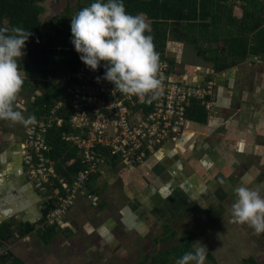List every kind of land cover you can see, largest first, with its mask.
<instances>
[{"label":"crops","instance_id":"obj_1","mask_svg":"<svg viewBox=\"0 0 264 264\" xmlns=\"http://www.w3.org/2000/svg\"><path fill=\"white\" fill-rule=\"evenodd\" d=\"M43 5L41 29L52 34L54 21L66 4L58 14L46 18V4ZM239 13V10L235 12L237 16ZM171 41L167 42L166 56L174 61L176 78L196 83L214 74L213 65L198 57L197 52L195 57L202 62L192 59L184 63L172 49L173 44L181 43ZM84 67L83 63L80 70ZM214 81L217 104L206 123L189 122L186 135L167 143L143 168L129 170L123 164L114 167L105 159L90 185L92 192L88 188L84 190L57 235L70 238L78 234L86 238L87 244L92 243L91 249L100 252L109 249L115 253L118 246L124 247L121 233L116 230L119 227L126 237L145 242L146 236L154 235L153 224H160L164 237L155 233L154 239L147 240L151 245L160 243V239L167 241L169 236L178 242L189 233L195 239L198 222L208 219L216 224L221 206L235 201L237 187L242 183L251 187L263 184L264 179L260 178L264 171L260 169H264V60L250 56L243 63L216 73ZM18 101L20 108L28 106L22 97L18 96ZM28 109L25 118L31 116ZM25 128L21 125L15 132L7 120H0V226L5 222L14 226L39 224L43 217L45 201L23 164ZM255 157L259 159L258 165ZM111 188L121 195L118 198L125 205L118 216H110L109 201L100 198ZM183 202H188L189 208L181 207ZM173 232L177 237H172ZM30 237L41 240L38 234L20 240ZM20 240L11 242V250ZM12 251L23 262L33 264L30 259L24 260L21 252Z\"/></svg>","mask_w":264,"mask_h":264},{"label":"trees","instance_id":"obj_2","mask_svg":"<svg viewBox=\"0 0 264 264\" xmlns=\"http://www.w3.org/2000/svg\"><path fill=\"white\" fill-rule=\"evenodd\" d=\"M46 1L0 0V27L17 26L32 33L26 41L24 49L26 55L19 65L20 71L25 73L22 88L34 95L33 98L29 97L28 114L35 116L36 120L46 116L56 105L58 97L66 93V85L56 81V78L80 70L83 62L71 43V19L78 11L96 2L65 0L64 10L54 21V33L48 34L41 29V15L45 11L43 4ZM102 2L106 3L107 0ZM123 3L127 13L143 14L150 24L151 32L146 35L153 37L155 51L161 61H169L173 66L174 61L166 56L168 40L195 45L198 50L197 56L213 65L214 74L207 75L205 81H214L216 73L231 69L250 56L256 55L264 60V0H123ZM236 10L241 11V16L235 14ZM222 38L226 45L225 49L198 45L205 40L216 43ZM105 63L101 61L96 71H92L86 65L84 70L88 74L104 75ZM37 91H40L39 95L36 94ZM18 102L17 99L15 108L20 111ZM209 115L210 111L200 100H194L188 108L187 117L191 121L203 124L208 121ZM63 131H69L66 124L65 127L57 125L51 127L47 135L52 146L50 156L57 161L59 174L72 181L86 168V164L79 150L62 137ZM106 159L114 167L122 164L117 154L107 153ZM95 177L96 175L91 177L87 183L88 191ZM52 207L53 201L45 202L41 222L47 219ZM37 225L38 223H22L14 226L12 222H5L0 226V250L7 242L34 234H38L41 241L47 245L58 234L55 226H49L42 231L37 229ZM171 235L177 237L176 232ZM180 239L172 247L161 251L160 255L151 257L152 264H170L176 262L184 253L194 250L193 233ZM207 258L213 259L210 253H207ZM149 260L150 256L146 255L143 262ZM0 264L27 263L13 253L6 252L0 255ZM243 264H256V260L250 256Z\"/></svg>","mask_w":264,"mask_h":264},{"label":"built area","instance_id":"obj_3","mask_svg":"<svg viewBox=\"0 0 264 264\" xmlns=\"http://www.w3.org/2000/svg\"><path fill=\"white\" fill-rule=\"evenodd\" d=\"M163 95L151 104L136 96L116 92L114 84L97 76L76 72L64 77L73 83L67 90L70 105L59 102L49 113L25 128L23 164L30 181L45 202L53 201L47 219L38 230L49 226L62 228L91 177L100 171L107 153L117 154L126 169L143 168L156 153L172 141L181 140L191 120L188 108L194 100L202 101L212 112L216 102L215 81L189 82L175 79L168 61H161ZM67 117V119H66ZM69 127L62 137L79 150L86 168L72 181L62 177L57 161L50 154L47 135L52 126Z\"/></svg>","mask_w":264,"mask_h":264},{"label":"clouds","instance_id":"obj_4","mask_svg":"<svg viewBox=\"0 0 264 264\" xmlns=\"http://www.w3.org/2000/svg\"><path fill=\"white\" fill-rule=\"evenodd\" d=\"M150 24L143 14L127 13L123 0H96L71 19V43L81 61L96 71L106 62L105 74L97 77L114 84L116 92L136 96L151 104L163 95V75L159 54L155 51ZM32 33L22 27H0V120L25 126L36 122L16 110L24 78L19 62L26 55V41ZM232 222L247 224L259 235L264 233V189L241 184L235 189ZM207 248L194 247L175 264H205Z\"/></svg>","mask_w":264,"mask_h":264},{"label":"rangeland","instance_id":"obj_5","mask_svg":"<svg viewBox=\"0 0 264 264\" xmlns=\"http://www.w3.org/2000/svg\"><path fill=\"white\" fill-rule=\"evenodd\" d=\"M45 4L47 11L45 15L46 18L53 17L54 15L58 14L64 8L66 2L47 0ZM239 14L241 16V13ZM226 34L227 30L225 29L224 35ZM173 41L179 42L177 40ZM180 43L181 44L170 45L173 46L172 49L183 59L184 63H190L192 59H197L202 62L200 59L195 57V54L198 51L195 45L188 42ZM200 44L203 46H207L208 48L217 47L225 49L226 47L223 38L216 43H211L209 40H205L198 45ZM21 74L24 78V73L21 72ZM175 79L180 81L184 80L183 78L178 79L176 77ZM56 81L62 83L63 77H61L60 75V77L56 78ZM37 92L36 94L39 95L40 91L39 93ZM33 96L34 95H32L29 91L25 92L24 89L19 94V97H22L23 102H26V104L30 102L29 97ZM27 107L28 106L19 108L25 117L27 116ZM8 123L12 128L16 129L15 132L19 131V128L21 127V125H23L18 123L14 124L10 121H8ZM252 162L254 163V161ZM258 163V157H255V164L258 165ZM260 171H264V169H260ZM261 179H264V174L262 178H260V180ZM257 180L259 181V177L257 178ZM261 185L256 187H264V183ZM120 196L121 195L115 194V190L113 188H111V190H108L107 192L102 193V197L100 198H105L107 201H109L108 203H110V216L113 214H116V216H118L119 212L123 211L125 205H123V201L121 202L119 200L118 197ZM216 204L217 203H214V205ZM180 206L189 208V203L183 202L180 204ZM231 206V203H224L223 206H221L220 216L217 217V220L219 221H217L214 225L212 224L211 220L208 219H203L198 222L196 226L197 236L194 240V247H198L200 246V244H203L208 249L207 253H210L213 259L209 260L206 257L205 264H243L244 260L248 259L250 256H253L255 258L256 264H264V233L257 235L247 224L241 225L233 223ZM196 209H198V206L196 207ZM96 210L97 212L100 211V209L98 208H96ZM153 227L154 235L156 233V236H160V238H163L164 236L161 235V225L153 224ZM116 230L117 232L121 233L119 236L124 243V247H122V249V244L121 246H118L119 250L117 253L109 249L108 251L105 250L102 252L97 251V249L93 250L90 248L92 246V243L87 244L85 241L86 238L83 236L78 237V234L71 236L70 238H67L63 234L57 235L47 245L44 244L41 240H38V238L36 237H30L26 240H20L18 243H16L15 245L13 244V246L11 247L15 252H21V257L24 258V260L27 261L28 259H30L33 264H152L151 257L160 255V252L162 250H165L177 243L176 238L170 239V237L169 239H167V241H163L162 239H160V243L151 245L150 243H148V241L154 239V235H148L146 236L145 242H140L138 239H135V237L133 238V236L132 239L128 236L126 237L121 231L120 227L116 228ZM11 242H7L5 244V246L0 250V255L5 254L6 252L13 253V251L9 247L12 244ZM146 255L150 256V260L144 263L143 260L145 259ZM170 264H175V262H171Z\"/></svg>","mask_w":264,"mask_h":264},{"label":"bare ground","instance_id":"obj_6","mask_svg":"<svg viewBox=\"0 0 264 264\" xmlns=\"http://www.w3.org/2000/svg\"><path fill=\"white\" fill-rule=\"evenodd\" d=\"M169 62V61H168ZM171 67L173 68V66L171 65ZM174 69V68H173ZM80 73L86 75V76H97V74H88L85 72V70H80ZM104 76V75H103ZM62 83L64 85H66V93L61 95L59 98H58V101L57 103L59 102H64L66 105H70V101H69V98H68V93H67V90L68 88L70 87V85L73 83V80L71 78H68V77H64L63 78V81ZM56 103V104H57ZM24 143V142H23ZM23 143H22V150H23ZM72 143V142H71ZM73 144V143H72ZM74 145V144H73ZM75 146V145H74Z\"/></svg>","mask_w":264,"mask_h":264}]
</instances>
